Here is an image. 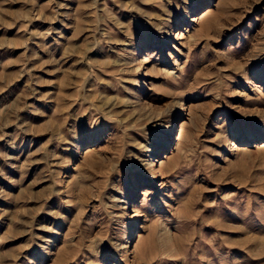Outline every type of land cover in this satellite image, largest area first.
Listing matches in <instances>:
<instances>
[{
    "label": "rangeland",
    "instance_id": "374dc122",
    "mask_svg": "<svg viewBox=\"0 0 264 264\" xmlns=\"http://www.w3.org/2000/svg\"><path fill=\"white\" fill-rule=\"evenodd\" d=\"M0 264H264V0H0Z\"/></svg>",
    "mask_w": 264,
    "mask_h": 264
},
{
    "label": "bare ground",
    "instance_id": "6f19581e",
    "mask_svg": "<svg viewBox=\"0 0 264 264\" xmlns=\"http://www.w3.org/2000/svg\"><path fill=\"white\" fill-rule=\"evenodd\" d=\"M205 16H206V14H204V16L202 17L203 20H206V19H204ZM206 18H207V17H206ZM183 130H184V129H183ZM167 157H168V156H167ZM145 190H147V189H144V194H145V192H146ZM135 250H136V249H135Z\"/></svg>",
    "mask_w": 264,
    "mask_h": 264
}]
</instances>
